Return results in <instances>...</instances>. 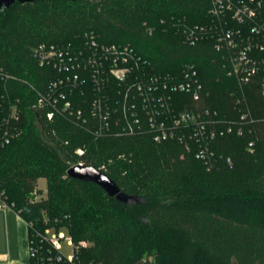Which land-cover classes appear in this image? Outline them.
<instances>
[{"label":"trees","instance_id":"trees-1","mask_svg":"<svg viewBox=\"0 0 264 264\" xmlns=\"http://www.w3.org/2000/svg\"><path fill=\"white\" fill-rule=\"evenodd\" d=\"M209 9L210 0H33L0 8V67L13 78L9 93L21 130L0 154V192L36 230L88 242L82 264H264V73L240 102L242 90L214 45L183 42L180 26L207 24ZM86 32L100 44L133 48L157 74L178 76L194 65L204 95H176L178 110L210 109L221 120L240 121L247 107L253 122H244L243 135L215 141L211 167L178 140L156 143L146 133L96 138L75 120L47 122L30 108L32 87L44 91L59 75L39 68L33 50L80 45ZM83 93L73 96L77 106H85ZM79 163L105 166L102 172L133 199L120 202L68 177ZM41 179L47 198L29 205L30 195L42 194Z\"/></svg>","mask_w":264,"mask_h":264},{"label":"built area","instance_id":"built-area-1","mask_svg":"<svg viewBox=\"0 0 264 264\" xmlns=\"http://www.w3.org/2000/svg\"><path fill=\"white\" fill-rule=\"evenodd\" d=\"M209 18L205 25L180 26L183 42L188 46L212 43L223 70L242 90L239 101L246 103L244 89L264 73V0H210ZM32 56L39 68L59 77L51 79L44 91L32 87L37 97L30 108L47 122L57 117L75 120L96 138L146 133L156 143L178 140L190 151L192 144L196 159L211 167L216 160L215 141L241 136L244 122H253L247 107L240 121L221 120L210 109L178 110L182 103L176 95L185 94L194 101L204 95L194 65H186L178 76L157 74L133 48L100 44L93 32H86L77 46L40 44ZM12 79L0 67V154L21 135L20 110L9 93ZM262 89L264 93V79ZM85 91V106H77L73 96L78 92L83 96ZM77 153L82 155L83 150ZM9 209L14 206L0 192V211ZM28 227L30 264H82L80 252L90 246L88 242L75 244L63 230L41 232L31 224ZM63 243L71 250L69 255L63 252Z\"/></svg>","mask_w":264,"mask_h":264},{"label":"crops","instance_id":"crops-1","mask_svg":"<svg viewBox=\"0 0 264 264\" xmlns=\"http://www.w3.org/2000/svg\"><path fill=\"white\" fill-rule=\"evenodd\" d=\"M0 264H30L28 223L15 209L0 211Z\"/></svg>","mask_w":264,"mask_h":264},{"label":"water","instance_id":"water-1","mask_svg":"<svg viewBox=\"0 0 264 264\" xmlns=\"http://www.w3.org/2000/svg\"><path fill=\"white\" fill-rule=\"evenodd\" d=\"M15 1L31 2L33 0H0V8L8 6ZM68 177L82 182L92 183L101 188L110 198L128 203L133 198L124 194L118 185L105 173L92 166H74L68 171Z\"/></svg>","mask_w":264,"mask_h":264},{"label":"rangeland","instance_id":"rangeland-1","mask_svg":"<svg viewBox=\"0 0 264 264\" xmlns=\"http://www.w3.org/2000/svg\"><path fill=\"white\" fill-rule=\"evenodd\" d=\"M38 190H41L42 194L34 193V194L30 195V198L28 199L29 205L36 203V202H40V201L45 200L47 198L46 181L44 179L39 180ZM30 224L34 225V223H32V222H30ZM63 252L66 255H69L71 253V250L67 247V245L65 243H63ZM29 259H30V256H29Z\"/></svg>","mask_w":264,"mask_h":264}]
</instances>
